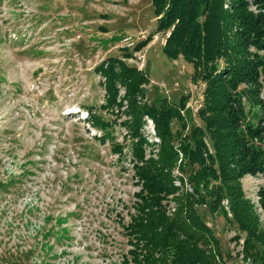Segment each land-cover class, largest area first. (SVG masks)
I'll return each mask as SVG.
<instances>
[{"label": "rangeland", "instance_id": "374dc122", "mask_svg": "<svg viewBox=\"0 0 264 264\" xmlns=\"http://www.w3.org/2000/svg\"><path fill=\"white\" fill-rule=\"evenodd\" d=\"M157 25L152 0H0V264H133L124 225L137 213L142 186L134 139L123 124L130 116L125 107L120 113L105 107L96 67L109 57L124 58L149 75L152 104L191 95L187 129L176 120L174 132L206 127L199 115L206 85L192 80L193 64L165 54L166 35ZM150 34L154 38L136 51ZM91 110L113 126H94ZM146 119L145 135L160 141ZM145 148L148 157L157 151ZM197 168L175 169L176 185L183 188L178 177L187 179ZM242 184L264 229V176L248 174ZM185 187L193 191L188 180ZM167 207L173 212L176 203ZM197 208L220 239L227 264H257L244 260L242 245L233 241L246 237L234 219Z\"/></svg>", "mask_w": 264, "mask_h": 264}, {"label": "trees", "instance_id": "16d2710c", "mask_svg": "<svg viewBox=\"0 0 264 264\" xmlns=\"http://www.w3.org/2000/svg\"><path fill=\"white\" fill-rule=\"evenodd\" d=\"M152 1L157 32L166 35L165 54L193 64L192 80L206 85L199 110L206 127L196 126L190 135L181 131L188 126L185 111L190 94L179 102L165 97L155 105L147 99L150 77L144 70L119 57H109L96 67L104 78L105 107L113 112L118 109L117 113L125 107L122 112L130 116L123 124L134 139L135 174L142 186L137 213L124 225L131 261L227 264L220 239L197 208L209 206L212 212L234 219L246 233L243 243L240 236L233 237L242 245L243 259L264 264L261 216L242 184L248 174L264 176V0ZM153 38L147 36L136 51ZM132 56L126 52V57ZM242 84L247 86L241 88ZM90 117L103 130L113 126L93 110ZM146 118L153 121L160 141L152 142L145 135ZM176 120L181 130L174 132ZM146 145L157 151L148 157ZM115 150L124 153L122 146L116 145ZM190 165L198 168L187 179L178 177L183 188L176 185L175 169L185 173ZM186 180L193 191L185 187ZM259 196L264 210V186ZM170 200L176 203L173 212L167 207Z\"/></svg>", "mask_w": 264, "mask_h": 264}]
</instances>
